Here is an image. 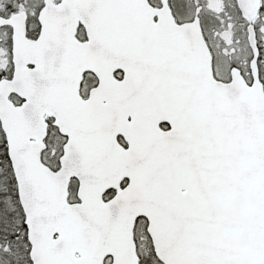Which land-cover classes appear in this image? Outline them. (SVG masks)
<instances>
[{
	"label": "snow or ice",
	"instance_id": "snow-or-ice-1",
	"mask_svg": "<svg viewBox=\"0 0 264 264\" xmlns=\"http://www.w3.org/2000/svg\"><path fill=\"white\" fill-rule=\"evenodd\" d=\"M0 264H264V0H0Z\"/></svg>",
	"mask_w": 264,
	"mask_h": 264
}]
</instances>
